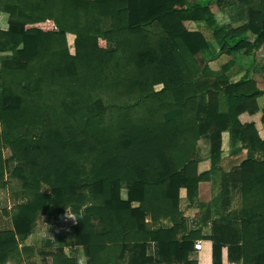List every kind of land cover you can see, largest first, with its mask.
Segmentation results:
<instances>
[{
	"label": "trees",
	"instance_id": "16d2710c",
	"mask_svg": "<svg viewBox=\"0 0 264 264\" xmlns=\"http://www.w3.org/2000/svg\"><path fill=\"white\" fill-rule=\"evenodd\" d=\"M125 2L0 0L9 14L0 30V182L10 161L24 187L13 228L0 229V264L17 253L36 217L61 219L66 210L76 217L73 241L48 242L52 264H80L63 250L74 244L85 264H197L188 259L194 232L177 238L186 226L179 189L197 195L220 141L208 158L194 157L203 72L195 55L252 58L264 44V0ZM211 3L231 21L215 26ZM240 6L246 19H235ZM66 33L75 35L73 54ZM219 93L231 116L261 110L264 121V89L252 80L225 81ZM239 127L248 150L238 165L242 264H264V137L253 123ZM162 218L171 226L157 225ZM221 248L214 240L212 264H221Z\"/></svg>",
	"mask_w": 264,
	"mask_h": 264
},
{
	"label": "crops",
	"instance_id": "0c3cea01",
	"mask_svg": "<svg viewBox=\"0 0 264 264\" xmlns=\"http://www.w3.org/2000/svg\"><path fill=\"white\" fill-rule=\"evenodd\" d=\"M1 16L8 20L9 14L0 10ZM74 38V34L66 33L67 47L73 41L74 48ZM209 70L210 66L203 72ZM217 72L223 75V81H236H231L229 75L224 72V66L223 71ZM255 87L264 89L256 83ZM215 92L216 94H211L209 90H203L198 96V122L202 133L196 142L194 157L208 158L212 153L211 145L217 140L220 141V147L217 154L215 152L209 157L212 158L213 168L208 180L199 181L197 195L189 198L185 187L179 189V209L183 213L186 226L183 225L179 229L177 238L180 239L188 230L194 232L196 238L193 241V249L188 253V259L196 261L197 264H212V244L216 239L222 244L221 264H242V192L238 165L247 157L248 150L240 139L239 126L253 123L259 135L264 137V121L261 120V110L254 113L243 111L235 117L231 116L224 97ZM218 131L220 139L217 137ZM146 221L150 222L148 217ZM157 225L168 228L171 221L169 218H162ZM154 249V243H151L147 253L153 254Z\"/></svg>",
	"mask_w": 264,
	"mask_h": 264
},
{
	"label": "rangeland",
	"instance_id": "374dc122",
	"mask_svg": "<svg viewBox=\"0 0 264 264\" xmlns=\"http://www.w3.org/2000/svg\"><path fill=\"white\" fill-rule=\"evenodd\" d=\"M186 2L190 0H185ZM260 2V0H258ZM125 0H121V6H125ZM241 14L235 11V19L239 20L243 13L245 19L247 17L246 7L240 6ZM210 11L215 17V26L219 27L226 25L231 18L228 12L220 11L216 4H209ZM213 44L215 50L218 49L216 42L211 38L210 29L205 26V23L200 21L197 23ZM8 28V22L6 17H0V30H6ZM68 45V43H67ZM71 53H74L73 41L68 47ZM7 54V53H5ZM196 59L199 64V69L203 71L206 67L210 66V70L202 72L200 74V80L197 84L200 92L203 90H209L211 94L219 93V89L223 88L224 82L223 75H219L217 71L226 72L231 81L238 79L252 80L258 87L264 88V44L254 53L252 58L242 60L243 63L235 60L234 56L222 53L216 59L206 60L203 53H197ZM217 72V73H214ZM206 77V78H205ZM252 77V79H250ZM161 84L154 85L155 90H160ZM217 95L215 99H217ZM260 108L264 106V96L258 98ZM10 150L7 147L2 148L3 158L10 156ZM15 163H4L3 181L0 182V229L9 230L13 228L11 214L15 209L16 204L20 203L21 195L24 193V187L21 184V180L12 174V169ZM121 197L126 198V187L121 185ZM76 224V217L70 211L66 210L63 218L54 219L49 216H38L35 218L32 229L29 235L25 239H18L17 253L12 254L4 264H52V256L49 254L51 250H54V246L48 242H53L55 238L60 239V244L64 242L65 238H71L73 241L74 225ZM64 253L68 256H73L80 264H85L86 258L83 254L81 246L77 245H63ZM79 250V251H78Z\"/></svg>",
	"mask_w": 264,
	"mask_h": 264
}]
</instances>
